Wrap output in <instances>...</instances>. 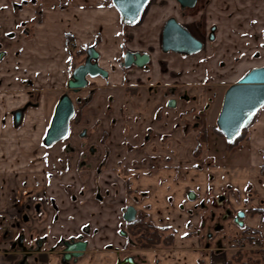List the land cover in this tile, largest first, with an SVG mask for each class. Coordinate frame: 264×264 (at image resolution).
<instances>
[{
	"label": "crops",
	"instance_id": "1",
	"mask_svg": "<svg viewBox=\"0 0 264 264\" xmlns=\"http://www.w3.org/2000/svg\"><path fill=\"white\" fill-rule=\"evenodd\" d=\"M242 1L246 0L211 4L210 16L220 33L215 43L226 44L223 50L232 47L237 52L236 47H246L251 36L232 24L229 33L218 25L220 20L255 21L249 14L256 3L248 0L250 5L244 7ZM256 1L261 9L252 14L258 18L264 15V7L262 0ZM150 5L134 25H125L112 0H0V227L8 231L0 240V264H20V249L10 247L18 228L9 216L16 205L26 204L28 197L38 193L57 206L52 210L46 203L39 223L50 240L69 238L89 225L90 233L84 237L95 247L123 243L115 231L130 184L148 191L143 204L162 209L171 220L182 214L179 205H192L186 200L190 191L204 202L224 195L235 209L264 210V107L238 148L248 145L246 162H237V157L224 161L221 144L209 148L199 143L202 122L206 119V126L215 117L211 113L205 118L204 111L208 103L217 102L214 95L208 98L201 83L225 51L218 47L216 60L209 57L210 45L191 54L164 53L160 33L172 16L164 17L167 13L162 11L150 18ZM175 19L191 31L183 19ZM10 30L15 37L6 41ZM88 47H94L98 65L108 73L89 78L86 88L70 94L73 100L88 97L75 105L79 120L71 128L70 143L76 150L66 153L64 141L46 147L43 137L57 101L66 92L71 63L76 64L72 52ZM125 51L147 53L149 68H120ZM173 79L187 84V99H179L178 90L165 93ZM136 83L140 86L132 88ZM157 83V90L150 91L149 85ZM171 98L176 103L169 107ZM22 107L15 123L13 111ZM82 129L87 134L83 140L77 136ZM83 141L97 148L89 159L90 168L78 166ZM84 179L90 188L99 183L101 202L93 199L82 184ZM245 224L264 237V216L259 211L246 217ZM112 256L105 252L103 262L96 258L92 264H113ZM45 259L39 264H46ZM29 260L28 264H38Z\"/></svg>",
	"mask_w": 264,
	"mask_h": 264
},
{
	"label": "flooded vegetation",
	"instance_id": "2",
	"mask_svg": "<svg viewBox=\"0 0 264 264\" xmlns=\"http://www.w3.org/2000/svg\"><path fill=\"white\" fill-rule=\"evenodd\" d=\"M252 1L254 3L256 0ZM261 3H263L262 6L264 7V0H262ZM181 9L184 8L181 7ZM253 12L254 11H252V13ZM38 13H40V11L37 10L36 16ZM252 13L249 14V17L252 16L255 21L250 20V22L255 23L252 25L247 23L244 29V33L246 31V33L251 34V36L246 40V47L241 48L238 46L241 49L236 47L237 52H233L232 47L229 49H226L225 47V50H223L226 44L215 43L218 39L217 35L220 34L217 33L216 24L210 25L206 34L202 33L200 35L191 32L178 22L192 37L201 43L199 51L203 50L205 45H210L212 53L209 57L214 56L215 60L219 49L218 47H221V49L225 51L221 56L218 54L219 58L217 57L215 63L216 67L212 69V73H215L214 78L220 80L213 82L214 85L217 86V88L224 87L220 98L218 96V99L216 100L217 103H219L217 114L219 113L222 96L225 90L230 85L240 80L250 70L264 66V62H260L261 59L264 60V50H261V48L258 47L257 42H255L260 36V33H258L260 31L259 28L264 27V15L256 18L257 16L255 17V14ZM170 18L174 17H169L168 19ZM259 22H262V24L260 23L261 27L258 28ZM212 27L213 29L211 30ZM262 33H264V29ZM160 34L162 40V33ZM211 35L212 39H210ZM14 37L15 32L10 30L7 32L5 39L6 41H10L13 40ZM179 46H181V44H179ZM160 49L162 50L161 46ZM125 52L123 56L125 55ZM163 52L167 53L176 51L168 50ZM72 54L74 59H76L75 66L74 62L71 63V68L73 70L76 66L84 62L86 51H83L81 55H76L75 52H72ZM123 59L124 58L122 57L119 63H122ZM149 60L150 56L148 57V62L143 67L134 64L129 67L134 66L140 69L149 68ZM119 67L123 70L127 69L121 65H119ZM219 70H221V74ZM87 80L89 84V77H87ZM159 85V83L155 85L150 84L148 88L150 91H155ZM134 86L135 87L132 88L135 89L139 87L140 84L136 83ZM177 86L179 85H173L172 87L168 86L165 93L171 95L175 94V88ZM73 93L74 92H72L71 89L67 88L66 84V92L63 94H68L70 96V94ZM214 94L216 98L218 93L216 92ZM177 97L179 99L188 98L184 93H181V90L177 93ZM70 98L72 99L71 96ZM87 99L88 97L84 99L79 97L75 100L72 99L74 107L75 105L84 103ZM172 100L174 101V104L169 105V102ZM175 103V98H171L168 100L167 106L172 107ZM209 104L210 103H208V105ZM24 108L25 107H22L13 111V120L15 123L20 121ZM217 114L212 119L214 122L212 124L213 126H216ZM78 120L79 117L78 113L76 114L75 107L74 115L70 120L68 134L65 138L60 140L64 141V151L66 153H74L76 150L70 143V139L73 136L71 128ZM207 125L204 126L203 129H200L199 143H205L204 131ZM202 135L204 138H202ZM77 136L79 139H85L87 137L86 131L82 129ZM223 139L226 141L224 137ZM57 142H54L51 145ZM42 144L46 147L51 146L45 145L43 141ZM80 149L82 152L79 155L80 159L78 161V166L81 168H90L92 164L88 162L90 161V157H93L97 153L96 146L93 144H87L83 141L80 144ZM152 170V168H148V172ZM82 184L88 187V191H91L94 200L101 202L104 199L99 183L95 184V188H90L88 186L89 183L84 179ZM148 194V191H139L137 188H133L132 184H130V186L126 185V204L120 209L118 227L115 231V234L120 239H123V243L121 245L106 243L104 246L99 247L91 246L89 241L84 237L90 233L89 225H84L79 232L69 238L60 237L50 240L48 232L44 229H39V223L44 219L46 203L50 205L52 210L57 209V206L53 199L46 198L42 193L32 195L27 198L26 204L16 205L13 215H10L11 217L9 216L12 223H15L12 225L18 228V231L13 233L10 247H12V249H20L22 259L20 264H28L30 261L29 259H32V261L39 264V262L45 258L46 264H48V261H53L56 264H92L96 258L97 262H103L104 257H101V255L104 256L105 252L113 254V264H264V237L260 236L256 229L247 227L245 224L246 217L254 216L258 211L259 215L262 217L264 216V210L251 209L250 211H246L244 209H235L227 203L224 195H217L213 200V204L221 206L222 212L220 215L216 216L215 212L212 210H209L208 212L203 211L205 207L204 199L200 198L199 202L196 203L198 197H195L194 192L190 191L186 194V200L192 202V205H179L178 209L182 214L169 220L170 215L168 213H162L163 215L158 214V212L154 213L152 212V206L143 204V201ZM191 195L193 197H191ZM17 202L19 203V200ZM128 207H132L134 210L133 218L129 221L125 218V211ZM213 209L215 210V208ZM202 213H207V215L204 216ZM178 223L180 227L176 226ZM226 226L228 228L224 229ZM233 227L235 229H233ZM229 229H233V233L231 234H233L234 237L231 245L227 246L224 243L226 238L230 236ZM156 235L161 239L158 244L148 247L143 246L145 244H150L155 239ZM256 235L258 236L257 245L252 246L251 239ZM0 236L1 241L3 237L8 236L6 228ZM70 242L85 243V249L82 251V254L79 256H73L70 254L72 253L71 251H66V246ZM125 260H128V262L123 263Z\"/></svg>",
	"mask_w": 264,
	"mask_h": 264
},
{
	"label": "water",
	"instance_id": "3",
	"mask_svg": "<svg viewBox=\"0 0 264 264\" xmlns=\"http://www.w3.org/2000/svg\"><path fill=\"white\" fill-rule=\"evenodd\" d=\"M149 0H112V5L119 12L122 22L133 25L138 21L143 9ZM181 7H194L197 0H176ZM213 27L211 28V30ZM212 39V35L210 36ZM181 44V46H179ZM161 48L163 51L173 50L179 53L191 54L199 51L201 43L192 37L189 32L176 22L174 18L166 21L162 29ZM98 53L94 47L86 50L84 62L72 70L67 88L77 93L88 84L87 77H106L107 71L97 63ZM123 67L132 64L143 67L148 62L146 53L125 52ZM174 104V101H170ZM264 105V66L254 68L240 80L230 85L224 92L221 107L216 118V126L227 142L232 143L240 135L241 130L247 127L258 110ZM75 112L72 99L63 94L57 101L50 123L45 132L43 143L47 146L66 137L69 131L70 120ZM134 210L128 207L125 211L126 220L133 218ZM85 249V243H72L66 246V251L73 256H79ZM128 260L123 261V263Z\"/></svg>",
	"mask_w": 264,
	"mask_h": 264
},
{
	"label": "rangeland",
	"instance_id": "4",
	"mask_svg": "<svg viewBox=\"0 0 264 264\" xmlns=\"http://www.w3.org/2000/svg\"><path fill=\"white\" fill-rule=\"evenodd\" d=\"M150 1L151 2H149V3H151V5L148 8L149 10L147 12V14L150 16V18L151 17L153 18V15H154L153 13L160 14L162 11L163 12L165 11V13H167V15L164 17L172 16V17H175L177 19H183L184 23L191 29V31L195 32V34H197V33L200 35L202 33L206 34L209 26L216 23V22L214 23L215 20H213L215 18L212 19L210 16L211 15L210 14L211 4L214 0H198L194 7H191V8L185 7L184 9H181L179 3L176 0H150ZM222 1H226V0H222ZM242 2H243L244 7L249 4L248 0L242 1ZM254 3H256V5H257L258 1H255ZM256 5L254 4V6H255L254 10H258V8L260 10L261 6L257 5V7H256ZM144 21L146 23L145 17H144ZM219 22L220 23H218V25L220 24V26H222V29H224L225 33H226V31L229 33L230 24L234 25V27L238 31L242 32L243 29H245L247 23L250 25L255 23V22H250V21L248 22L247 18H245V20L242 18V21H240V22L239 21L238 22L230 21L228 23L226 20H224V22L220 20ZM222 22H223V24H221ZM260 23L262 24V22H259L258 28L261 27ZM263 29H264V27L259 28L260 31L258 33H260L259 34L260 36L257 38L258 40H255V42H257L258 47H260L261 50H264V33H262ZM260 62L263 63L264 60L261 59ZM219 71L221 74V70H219ZM214 76H215L214 72L213 73L210 72L209 74H206L204 76V79H203V82L201 83V85H203V87L206 88L208 98H211L213 95L215 96L214 93L217 92L218 93L217 99H218V96L220 98L224 87L217 88V86H210L209 85V84L212 85V82L220 81V80L215 79ZM220 76H222V75H220ZM176 78H178V77H176ZM179 80L180 79H178L177 82L174 79L171 80L170 83H172V84L169 87H172L173 85H179L175 88V90L176 91L178 90L179 92L181 90V93L186 94L185 89L187 87V84L180 82ZM207 106H208L207 107L208 109H206L204 111L205 117H207L208 114H211V113H214L213 115L215 116V114H217V111L219 109V103H217V102L215 103L212 101ZM213 123L214 122L211 119L208 127L204 131L205 132L204 133L205 134V138H204L205 141L204 142L206 143V145L209 146V148H211L215 143L221 144V146L224 148L219 149V150L223 153L222 156L224 155V158H223L224 161L228 160V161L232 162V161H235V157H237V159H238L237 162H240V163L246 162V160L248 159V151H247L248 145L243 146L241 149H238L239 147H237V146L228 147L227 142L223 139V137L220 136L218 133L214 132V130L212 128ZM202 124L203 125H202L201 129H203V127L205 126V119H204V123L202 122ZM197 202H199V199L196 200V203ZM204 206L205 207H204L203 211L208 212L209 210H212L215 212L216 216L220 215V213L222 212V207L213 204L212 199L205 201ZM213 208H215V210ZM152 212H154V213L158 212V214H161V215H163L162 213H164V211L162 209H154V210H152ZM202 214L204 216L207 215V213L206 214L202 213ZM169 220H170V218H169ZM226 228H228V227L226 226L224 229H226ZM3 229H4L3 227H0V235L3 232ZM233 229H235V228L233 227ZM233 229H229L230 236H228L226 238V241L224 243L227 246L231 245V243H232V239L234 236L231 233H233Z\"/></svg>",
	"mask_w": 264,
	"mask_h": 264
},
{
	"label": "trees",
	"instance_id": "5",
	"mask_svg": "<svg viewBox=\"0 0 264 264\" xmlns=\"http://www.w3.org/2000/svg\"><path fill=\"white\" fill-rule=\"evenodd\" d=\"M83 52L82 49H76V52L75 54L76 55H81ZM254 121V120H253ZM252 121V123H253ZM249 127V126H248ZM248 127L244 128L241 130V133L240 135L235 139L234 142L232 143H227L228 147H234V146H237V147H240L243 143L246 142V135H247V130H248ZM213 130L218 133L220 136H222V134L220 133V131L216 128V126H213ZM205 136V135H204ZM204 136L202 135V138H204ZM197 150L195 151V153L197 154ZM263 171H264V168H262ZM161 241L160 237L158 235L155 236V239L150 243V244H145L143 245L144 247H148V246H154L156 244H158L159 242Z\"/></svg>",
	"mask_w": 264,
	"mask_h": 264
},
{
	"label": "built area",
	"instance_id": "6",
	"mask_svg": "<svg viewBox=\"0 0 264 264\" xmlns=\"http://www.w3.org/2000/svg\"><path fill=\"white\" fill-rule=\"evenodd\" d=\"M252 246H255L257 245V238L253 239L252 242H251Z\"/></svg>",
	"mask_w": 264,
	"mask_h": 264
}]
</instances>
